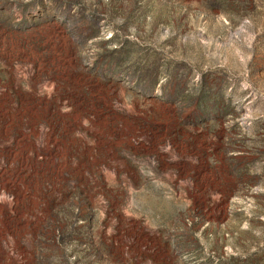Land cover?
I'll return each instance as SVG.
<instances>
[{"label": "rangeland", "instance_id": "rangeland-1", "mask_svg": "<svg viewBox=\"0 0 264 264\" xmlns=\"http://www.w3.org/2000/svg\"><path fill=\"white\" fill-rule=\"evenodd\" d=\"M0 264H264V0H0Z\"/></svg>", "mask_w": 264, "mask_h": 264}]
</instances>
